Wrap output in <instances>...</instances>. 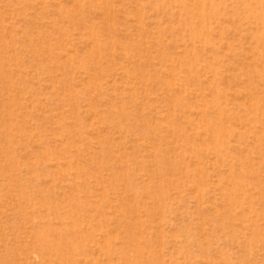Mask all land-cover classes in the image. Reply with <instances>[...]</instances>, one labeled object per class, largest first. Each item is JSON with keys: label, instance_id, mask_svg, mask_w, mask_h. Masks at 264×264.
<instances>
[{"label": "rangeland", "instance_id": "1", "mask_svg": "<svg viewBox=\"0 0 264 264\" xmlns=\"http://www.w3.org/2000/svg\"><path fill=\"white\" fill-rule=\"evenodd\" d=\"M0 264H264V0H0Z\"/></svg>", "mask_w": 264, "mask_h": 264}]
</instances>
